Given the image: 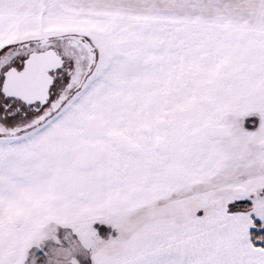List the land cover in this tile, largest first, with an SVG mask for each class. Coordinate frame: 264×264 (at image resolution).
I'll return each mask as SVG.
<instances>
[{
	"label": "snow or ice",
	"instance_id": "obj_1",
	"mask_svg": "<svg viewBox=\"0 0 264 264\" xmlns=\"http://www.w3.org/2000/svg\"><path fill=\"white\" fill-rule=\"evenodd\" d=\"M0 264H264V0H0Z\"/></svg>",
	"mask_w": 264,
	"mask_h": 264
}]
</instances>
